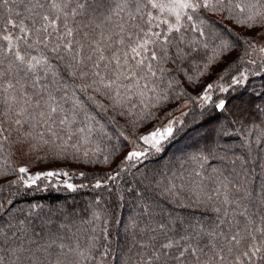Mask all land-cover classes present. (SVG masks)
<instances>
[{
  "label": "snow or ice",
  "instance_id": "6c2138e0",
  "mask_svg": "<svg viewBox=\"0 0 264 264\" xmlns=\"http://www.w3.org/2000/svg\"><path fill=\"white\" fill-rule=\"evenodd\" d=\"M0 264H264V0H0Z\"/></svg>",
  "mask_w": 264,
  "mask_h": 264
},
{
  "label": "trees",
  "instance_id": "16d2710c",
  "mask_svg": "<svg viewBox=\"0 0 264 264\" xmlns=\"http://www.w3.org/2000/svg\"><path fill=\"white\" fill-rule=\"evenodd\" d=\"M48 166L49 165L47 163L38 165L39 168H45ZM76 182H79V180H77ZM90 195L91 193L87 190L69 195L68 192L62 190L58 191L53 189L47 192L36 193L34 199L39 200L42 203L55 204L64 201L67 198L69 204H72L73 200H75L80 206H84L85 201ZM30 198H33L31 194H30ZM127 214H128V210L125 209L123 215L126 216Z\"/></svg>",
  "mask_w": 264,
  "mask_h": 264
}]
</instances>
